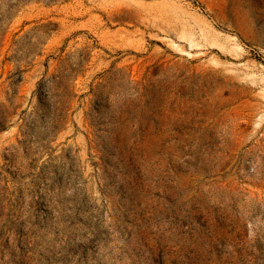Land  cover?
Masks as SVG:
<instances>
[{
    "label": "rangeland",
    "instance_id": "rangeland-1",
    "mask_svg": "<svg viewBox=\"0 0 264 264\" xmlns=\"http://www.w3.org/2000/svg\"><path fill=\"white\" fill-rule=\"evenodd\" d=\"M0 264H264V0H0Z\"/></svg>",
    "mask_w": 264,
    "mask_h": 264
}]
</instances>
